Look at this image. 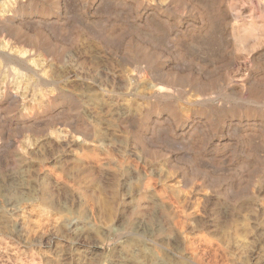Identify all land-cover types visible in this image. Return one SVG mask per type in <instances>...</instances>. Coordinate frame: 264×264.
Here are the masks:
<instances>
[{
  "label": "rangeland",
  "instance_id": "374dc122",
  "mask_svg": "<svg viewBox=\"0 0 264 264\" xmlns=\"http://www.w3.org/2000/svg\"><path fill=\"white\" fill-rule=\"evenodd\" d=\"M0 264H264V0H0Z\"/></svg>",
  "mask_w": 264,
  "mask_h": 264
},
{
  "label": "bare ground",
  "instance_id": "6f19581e",
  "mask_svg": "<svg viewBox=\"0 0 264 264\" xmlns=\"http://www.w3.org/2000/svg\"><path fill=\"white\" fill-rule=\"evenodd\" d=\"M2 12H4V11H2ZM7 13V12H6ZM11 14V13H10ZM9 16V15H8ZM3 18H4V16H3ZM14 18H15V16H14ZM1 19H2V17H1ZM7 20H9V19H7ZM7 26V25H6ZM15 26V25H14ZM6 28H8V26L6 27ZM9 29V28H8ZM15 29H17V28H15ZM17 31V30H16ZM11 32V31H10ZM245 32H247V31H245ZM11 33H13V32H11ZM19 33V32H18ZM249 33H252V31H250ZM18 35H20V34H18ZM14 36V35H13ZM33 40V39H32ZM240 41V40H239ZM35 42V41H34ZM241 42V41H240ZM4 47V46H3ZM24 48V47H23ZM23 48H21V49H23ZM25 51V50H24ZM28 52V51H27ZM6 53V52H5ZM202 257V256H201Z\"/></svg>",
  "mask_w": 264,
  "mask_h": 264
}]
</instances>
